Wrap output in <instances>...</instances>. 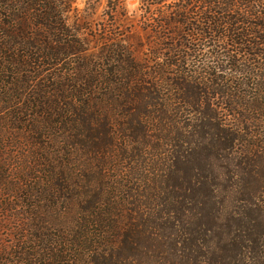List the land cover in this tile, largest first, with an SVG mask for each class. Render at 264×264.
Returning <instances> with one entry per match:
<instances>
[{"label": "trees", "instance_id": "obj_1", "mask_svg": "<svg viewBox=\"0 0 264 264\" xmlns=\"http://www.w3.org/2000/svg\"><path fill=\"white\" fill-rule=\"evenodd\" d=\"M66 12L0 0V263L264 264V0L155 11L147 61Z\"/></svg>", "mask_w": 264, "mask_h": 264}, {"label": "rangeland", "instance_id": "obj_2", "mask_svg": "<svg viewBox=\"0 0 264 264\" xmlns=\"http://www.w3.org/2000/svg\"><path fill=\"white\" fill-rule=\"evenodd\" d=\"M66 9L67 25L79 48L90 60L113 44L127 46L136 57L147 61L153 38L145 35L144 27L157 10L175 8L181 0H61ZM94 56V57H91ZM69 59V64L75 62ZM67 62V63H68ZM63 64V63H61ZM0 264H11L10 260Z\"/></svg>", "mask_w": 264, "mask_h": 264}]
</instances>
